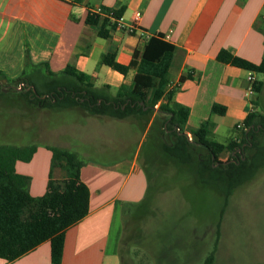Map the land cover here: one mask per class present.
<instances>
[{
  "label": "crops",
  "instance_id": "1",
  "mask_svg": "<svg viewBox=\"0 0 264 264\" xmlns=\"http://www.w3.org/2000/svg\"><path fill=\"white\" fill-rule=\"evenodd\" d=\"M101 6L122 8L126 20L140 11L139 28L132 34L113 28L108 37L98 36L97 26L87 24L85 18L89 9ZM156 34L176 46L169 86L178 85L174 99L189 108L188 136V130L208 121L214 139L229 131L224 143L238 139L241 127L237 124L250 110L261 112L259 96H248L245 91L249 75L259 79L256 72L220 62L216 56L225 48L253 63L261 61L264 0H0V72L14 79L25 62L29 63L27 73L59 72L70 64L89 74L95 86L109 85L114 93L121 84L131 82L135 70L122 75L102 63L103 55L112 52L118 62L128 64L133 51L141 50L145 40ZM214 104L225 111L212 112ZM51 156L46 144H37L29 161L15 162V170L30 177L33 196L44 193L49 178L70 175L62 167L51 168ZM138 171L135 158L83 164L80 176L89 188V209L65 231L59 264H121V228L114 234L112 230L120 201L133 195L127 185ZM0 264H54L50 243L43 241L11 261L0 258Z\"/></svg>",
  "mask_w": 264,
  "mask_h": 264
},
{
  "label": "trees",
  "instance_id": "2",
  "mask_svg": "<svg viewBox=\"0 0 264 264\" xmlns=\"http://www.w3.org/2000/svg\"><path fill=\"white\" fill-rule=\"evenodd\" d=\"M100 8L102 11L110 10L104 6ZM113 13L120 16L122 8L115 9ZM85 22L97 26V34L102 38L108 37L109 30L115 28L108 18L90 9ZM175 51V45L166 41L162 34H156L145 40L141 50L133 51L128 64L118 62L112 52L104 54L102 63L122 75L135 70L131 82L121 84L114 93L109 85L95 86L89 74L70 64L59 72L48 69L46 72L34 70L27 73L29 63L25 62L21 74L9 80L22 83L24 90L18 94L29 105L55 109L79 108L90 115L114 118L143 116L146 124L153 117L147 133L153 148L157 147L169 160L179 164L194 163L200 182L213 184L222 192L224 207L235 188L251 179L264 166V115L256 109L250 110L243 119L240 137L226 143L211 137L208 121L188 130V136L186 122L189 108L174 99L178 85L169 86V70ZM216 58L223 63L264 73V56L259 63H253L223 48ZM0 76L6 78L1 72ZM179 80L182 81L183 77ZM262 85V80H256L258 96ZM2 95V99L9 104L15 99L10 94ZM211 110L222 114L225 108L214 104ZM36 146L35 142L22 145L0 143V258L14 260L41 242L49 241L51 262L59 264L65 231L87 214L90 193L80 176L84 163L76 152L46 144L52 152L50 167L67 169L70 175L59 179L49 178L42 195H31L30 177L18 173L15 162L29 161ZM198 149L204 154L195 155ZM224 151H228L230 157L221 161L219 156ZM220 219L216 224V233ZM216 241L217 238L202 264L212 263Z\"/></svg>",
  "mask_w": 264,
  "mask_h": 264
},
{
  "label": "rangeland",
  "instance_id": "3",
  "mask_svg": "<svg viewBox=\"0 0 264 264\" xmlns=\"http://www.w3.org/2000/svg\"><path fill=\"white\" fill-rule=\"evenodd\" d=\"M257 77L263 81L257 106L264 115V73ZM0 81V143L63 147L84 164L135 158L139 171L127 185L133 195L120 201L112 230L121 228L122 264H202L216 238L211 264H264V166L237 186L223 207L222 192L200 182L194 163L179 164L153 148L145 117L29 105L18 94L24 90L21 82L1 76ZM2 92L14 101L7 103ZM230 135L223 132L215 139L225 142ZM229 157L224 151L219 160Z\"/></svg>",
  "mask_w": 264,
  "mask_h": 264
},
{
  "label": "built area",
  "instance_id": "4",
  "mask_svg": "<svg viewBox=\"0 0 264 264\" xmlns=\"http://www.w3.org/2000/svg\"><path fill=\"white\" fill-rule=\"evenodd\" d=\"M68 1H73V0H68ZM92 12L98 13L101 17H106L108 18L112 23L115 24V28L123 30L127 33H135V31L139 28L140 20H141V12L136 10L133 12L132 16L130 17L129 20H126L122 14L120 16H115L114 11L115 9L110 8L109 11H102L100 7L91 10ZM248 85L245 89L246 94L248 96L254 97L257 95L256 92V79L254 76L249 75L247 77ZM243 124L238 123L237 127L242 128Z\"/></svg>",
  "mask_w": 264,
  "mask_h": 264
},
{
  "label": "water",
  "instance_id": "5",
  "mask_svg": "<svg viewBox=\"0 0 264 264\" xmlns=\"http://www.w3.org/2000/svg\"><path fill=\"white\" fill-rule=\"evenodd\" d=\"M33 88V87H32ZM33 90H34V88H33ZM42 97H45V95L44 96H42Z\"/></svg>",
  "mask_w": 264,
  "mask_h": 264
},
{
  "label": "flooded vegetation",
  "instance_id": "6",
  "mask_svg": "<svg viewBox=\"0 0 264 264\" xmlns=\"http://www.w3.org/2000/svg\"><path fill=\"white\" fill-rule=\"evenodd\" d=\"M1 82V81H0ZM1 84V83H0Z\"/></svg>",
  "mask_w": 264,
  "mask_h": 264
}]
</instances>
